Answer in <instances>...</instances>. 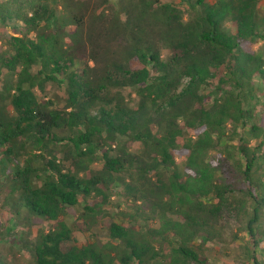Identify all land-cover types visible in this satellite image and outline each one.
I'll list each match as a JSON object with an SVG mask.
<instances>
[{"label":"trees","instance_id":"16d2710c","mask_svg":"<svg viewBox=\"0 0 264 264\" xmlns=\"http://www.w3.org/2000/svg\"><path fill=\"white\" fill-rule=\"evenodd\" d=\"M260 2L101 0L88 16L77 0H0L13 34L0 48L11 105L0 106V175L17 214L52 223L34 264H212L205 248L224 238L239 243L236 260L264 264ZM46 84L63 108L38 98ZM117 195L135 207L132 223L112 221L102 243L93 229ZM81 202L79 247L66 216ZM146 210L158 229L134 228Z\"/></svg>","mask_w":264,"mask_h":264},{"label":"rangeland","instance_id":"374dc122","mask_svg":"<svg viewBox=\"0 0 264 264\" xmlns=\"http://www.w3.org/2000/svg\"><path fill=\"white\" fill-rule=\"evenodd\" d=\"M80 3L85 5V10L88 13V16L91 15L95 8L99 11L102 9L100 6L101 0H77ZM208 2H213L214 0H207ZM260 13L264 14V0H261ZM89 18V17H88ZM12 30L9 27H5L0 22V48L3 47L5 41L12 36ZM111 45V50L114 51L116 45L120 44V40ZM99 47L103 46V42H99ZM261 48V43H256L254 49L257 50ZM166 56V52H163ZM99 66L96 68L100 70L101 64L105 61V58L102 56L98 57ZM76 65L79 68L84 67V62L77 59ZM91 66H96V62L90 63ZM7 75L0 77V106H5L11 112L10 100H2L4 96V86L7 80ZM62 89L53 84H46L43 92L36 91V94L40 100L50 99L53 101V108L60 109L65 106V101L61 95ZM261 103L257 104V119L254 122L261 124L264 120V95L260 99ZM142 150V144L136 143L131 148V151L134 153H139ZM63 152L57 151L56 155L59 158L63 157ZM22 162V157L18 158ZM176 161L180 170H183L184 166V157L176 156ZM7 170L13 171L15 169V162L7 161L5 162ZM65 166L68 167L69 163L66 162ZM101 164H94V169H100ZM1 174V173H0ZM154 176H152V179ZM35 185L39 183V180L34 179ZM12 183L8 180V175H0V264H34L35 256L33 252L32 245L36 241V238L40 233H46L52 228V223L45 221L42 218L35 217L28 214L26 210L21 211L19 214L15 211V205L12 203L10 198L9 191L12 188ZM19 196V194H16ZM11 201V202H10ZM83 203H80V206L75 207L69 210L68 215L66 216L67 224L72 228L73 237L72 241L75 245L81 247L86 244L88 239L86 236L80 234L74 228V222L78 214L82 211ZM106 210L109 214L99 226L93 229V232L97 234L99 240L102 243H107L109 241V225L112 221L119 223L123 226H129L130 222L128 217H125L124 214L134 215L135 207L129 202H127L124 196H115L112 198L111 203L106 206ZM231 230L235 232L238 225L236 222L230 221ZM223 226H226V222L222 223ZM135 229H144V228H155L160 227V221L157 218H152L150 213L146 210V213L142 215L141 218L136 219L133 222ZM241 236H245L242 234ZM237 244L233 243L231 239L224 238L222 242H215L209 244L205 249V254L207 255L209 261L212 264H251L244 262L243 260H236L235 258L240 256V249ZM264 245V241H263Z\"/></svg>","mask_w":264,"mask_h":264}]
</instances>
